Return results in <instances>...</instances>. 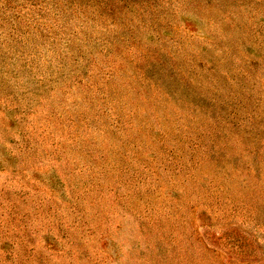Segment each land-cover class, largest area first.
<instances>
[{"label": "rangeland", "instance_id": "1", "mask_svg": "<svg viewBox=\"0 0 264 264\" xmlns=\"http://www.w3.org/2000/svg\"><path fill=\"white\" fill-rule=\"evenodd\" d=\"M0 264H264V0H0Z\"/></svg>", "mask_w": 264, "mask_h": 264}]
</instances>
